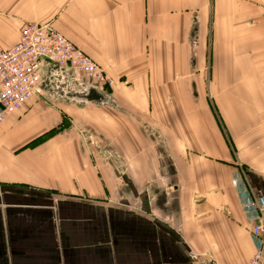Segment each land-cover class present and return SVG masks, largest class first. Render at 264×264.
Listing matches in <instances>:
<instances>
[{"label":"crops","instance_id":"1","mask_svg":"<svg viewBox=\"0 0 264 264\" xmlns=\"http://www.w3.org/2000/svg\"><path fill=\"white\" fill-rule=\"evenodd\" d=\"M256 12L264 0H0V46L52 23L117 82L69 104L50 80L0 126V264H248L240 189L264 197V84L244 100L214 85L231 148L188 77L205 75L207 29L264 26Z\"/></svg>","mask_w":264,"mask_h":264},{"label":"built area","instance_id":"2","mask_svg":"<svg viewBox=\"0 0 264 264\" xmlns=\"http://www.w3.org/2000/svg\"><path fill=\"white\" fill-rule=\"evenodd\" d=\"M81 73L90 82L111 88L114 80L83 50L60 34L52 23L30 22L17 44L0 46V126L13 113L41 94L46 82L59 86L63 74ZM60 78V80H59ZM90 91L87 84H77ZM88 89V90H87ZM244 208L251 216L252 237L257 251L248 264H264V197H257L248 186L240 189ZM202 264H219L205 258Z\"/></svg>","mask_w":264,"mask_h":264},{"label":"rangeland","instance_id":"3","mask_svg":"<svg viewBox=\"0 0 264 264\" xmlns=\"http://www.w3.org/2000/svg\"><path fill=\"white\" fill-rule=\"evenodd\" d=\"M253 20L264 21V12H256ZM213 30L212 28L207 29L205 75L198 76V73L193 76L190 75L188 80L190 84H194V86L197 87L198 84H203L201 80L204 78L207 105L220 126L223 138L228 146L235 148L229 130L226 129L227 127L224 124L223 113L219 109V106L215 104L216 100L214 95L217 96L220 92L214 91V85L218 84V87L221 86L222 89L229 84L239 85L240 87L246 86L245 88H239V96H242L245 95L247 86L251 87L258 83L264 84V26L260 24L257 27L216 29V35L213 34ZM197 48L201 49V44H194L193 49L197 51ZM197 63V60H191V67L197 68ZM63 77L64 80H61L58 88L54 86V89L64 88V92L56 95L53 94L59 101L69 104H72L73 101L86 100V97L89 98L91 96L89 91L86 92L81 88H77V84H92L94 87H99L108 92L113 91L117 84L112 77L114 85L111 88L103 87L93 82L87 83L88 81L86 82L85 80L88 78L81 73L80 78L75 74L74 80L72 73H69V75L63 74ZM51 82L53 85L55 84V80ZM87 87L89 88V86ZM253 89L252 87V90ZM254 92L255 91H249L251 94ZM109 94L110 93L105 94V97L102 96V99L99 97V106H104L106 103L109 104V102L113 100V96H109ZM193 94L194 98L198 100L197 90L194 92L191 91V95ZM241 99L244 100L245 97L242 96ZM241 108L245 110L244 107Z\"/></svg>","mask_w":264,"mask_h":264}]
</instances>
